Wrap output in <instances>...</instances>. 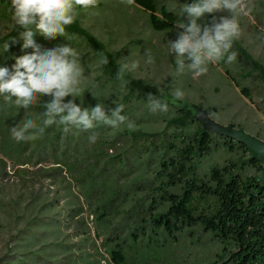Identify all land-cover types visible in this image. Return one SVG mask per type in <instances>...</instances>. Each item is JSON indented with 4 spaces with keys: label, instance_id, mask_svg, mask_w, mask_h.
<instances>
[{
    "label": "trees",
    "instance_id": "trees-1",
    "mask_svg": "<svg viewBox=\"0 0 264 264\" xmlns=\"http://www.w3.org/2000/svg\"><path fill=\"white\" fill-rule=\"evenodd\" d=\"M132 2L147 15L154 32H171L177 28L179 18L168 4L160 0ZM4 17L0 11V19ZM23 30L17 27L11 35L0 37V67L12 70L16 58L33 51L31 48L22 49L23 40L19 33ZM34 38L45 49L71 43L79 52L87 78L82 83L83 93L75 98L78 106L91 109L101 103L110 115L116 104H123L125 107L121 114L130 121L136 120L135 109L130 105L132 100L143 98L137 92L140 84L130 72L122 77L118 74V59L79 21L66 28V37L57 35L49 40L37 33ZM5 43L9 44L7 51H3ZM105 58L107 63L102 62ZM230 78L241 93L253 101L250 91L233 77ZM72 99L71 96L66 97L65 102ZM50 100V96H41L38 104L25 110L0 97V221L7 218L8 226L14 225L9 231L13 229L15 233L12 235L8 231L10 239L15 237L26 243L23 247L29 250L37 242L46 243L52 238L58 241L64 227L61 221L50 219L47 222L46 218L39 217L53 206L52 201L37 203L39 197L32 193L30 204L33 206L29 204L25 208L32 211V216L26 220L25 227L19 229L21 198L11 195L1 197L2 190L12 179L28 185L35 181H49L50 186H58L59 192L72 191L75 182L89 205L95 206L93 212L101 223L108 222L113 207L121 201L126 209L122 213L135 218V229L128 235L133 238L131 246L123 245V238L118 236L107 239L115 264H152L142 257L130 260L127 251L145 240L154 245L161 240L168 242V238L176 241L179 235L194 228L213 235L222 247L227 245L222 249L226 252L218 256L222 261L229 264H264V183L257 181L263 167L259 161L249 160L244 145L205 132L192 111L180 109L166 100L163 102L175 107L178 115L185 116L189 124L197 126L195 133L186 131V127L167 132L130 129L126 125L118 128L101 125L94 129L98 133L96 142L89 143V132H78L74 128L65 132L63 125L43 124L42 115L46 111L43 105ZM144 100L147 102V99ZM208 111L212 117L219 113L216 108ZM25 118L34 119L45 131L34 139L18 142L12 137L10 129ZM144 121L147 120L142 118L138 123ZM164 122L166 128L173 123L166 119ZM257 134L259 137L260 134ZM218 142L230 154L240 152L242 163H234L231 158L224 166H212L202 177L199 162L211 155ZM129 168L132 172L135 169V173L128 176L119 174L122 169ZM249 169H253L255 174H248ZM137 171H144L140 179ZM126 176L134 179L122 192L120 181ZM71 195L80 201V195L70 192ZM74 201L67 214L71 219L84 213V208L77 207ZM33 213H36L35 216ZM33 225H36L34 229ZM33 256L37 264H52L37 253ZM8 264H26V260L16 257ZM57 264L67 263L59 261Z\"/></svg>",
    "mask_w": 264,
    "mask_h": 264
},
{
    "label": "rangeland",
    "instance_id": "rangeland-1",
    "mask_svg": "<svg viewBox=\"0 0 264 264\" xmlns=\"http://www.w3.org/2000/svg\"><path fill=\"white\" fill-rule=\"evenodd\" d=\"M160 2L168 4L177 14L179 25L188 23V16L186 13L181 15V8L186 4L194 3L195 0H160ZM245 3L247 6L244 13L237 16L240 36L233 41L230 50L237 53L236 59L228 63L225 57L224 60L211 63L208 65L207 73L198 77L187 69L177 74L176 54L169 51L168 43L174 42L183 29L177 26L171 32H154L149 26L147 15L133 2L98 0L97 7L81 10L76 21L103 41L118 59L119 64L130 63L133 60L139 61V68L130 72L135 81L140 84L137 88L138 95L143 97L139 101L136 99L131 101L130 106L135 109L134 113L137 117L134 121L135 129L175 132L181 127H186L185 130L191 133L197 131V126L189 124L185 116L178 115L177 109L171 105H168L167 112L150 111L144 99L151 94L161 101L173 103V100H179L198 105L206 110L216 108L219 113L213 118L217 122L222 125L242 126L250 134L258 135L259 133L260 139L264 141V0H245ZM9 5L10 0H0V11L5 16L0 19V37L11 35L15 28H21L15 26L8 11ZM213 17L219 21L222 17L231 18L232 13L225 9L218 10L205 14L197 23L202 28L204 25L210 26ZM146 52L154 57V64L145 63ZM185 63L190 61L185 60ZM100 66L99 63L98 70ZM97 73L99 74V71ZM230 77L250 91L253 101L241 93ZM175 89H181L184 92L183 99L174 97ZM142 118L147 121L138 123ZM164 119L173 121L171 127L166 128ZM241 155L240 152L230 154L218 142V145L213 147L211 155L199 162V174L204 177L212 166H224L231 158L234 163L241 165ZM140 169L145 170L144 167ZM132 171L130 168L122 169L119 174L135 173V169L134 172ZM143 172H136L139 174L138 179ZM247 172L255 174L253 169ZM127 176L120 181L122 192L134 179ZM124 179L128 180L124 181ZM50 184L49 181L42 180L40 183L35 181L28 185L26 182L12 179L11 183L2 190L1 197L11 195L21 198L20 218L17 224L19 229L24 228L26 220L32 216V211L25 210L32 200L30 194L33 193L39 197L37 203L52 201L53 206L48 207L39 217L46 218L47 222H50V219L61 221L64 225L61 238L58 241L52 238L46 243L37 242L34 248L28 250L23 247L26 243L15 237L10 239L8 231L12 224L8 226L9 221L6 218L0 221V263L8 264L12 260L15 261L16 257H21L26 260V264H37L33 256L37 253L39 257L45 258L52 264H57L59 261L67 264H115L108 247L110 241L107 239L118 236L123 238V245L131 246L133 238H129L128 235L135 229V218L122 213L123 209L124 212L126 211L122 207V201L113 207L108 222L101 223L93 212L95 206L89 205V201L85 199L75 182L72 185V191L69 192L67 190L59 192L58 186L54 187ZM66 185L62 187L65 188ZM70 192L80 195V201L74 199L75 195L70 196ZM73 201L77 207L84 208V213L75 219L68 218L67 215ZM35 214L33 213V216ZM35 227L36 225H33V229ZM9 232L12 235L15 233L13 229ZM41 232L45 233V231ZM168 240V242L161 240L158 245L149 243L148 240L138 242L134 249L127 251V255L130 260L142 257L152 264H229L218 258L226 252H222V249L227 245L222 247L213 235L205 233L201 228L186 231L179 235L176 241L171 238ZM62 245L65 246L62 247Z\"/></svg>",
    "mask_w": 264,
    "mask_h": 264
},
{
    "label": "clouds",
    "instance_id": "clouds-1",
    "mask_svg": "<svg viewBox=\"0 0 264 264\" xmlns=\"http://www.w3.org/2000/svg\"><path fill=\"white\" fill-rule=\"evenodd\" d=\"M132 0H128L131 3ZM98 6V0H10L8 8L15 26L24 30L19 33L23 40L22 49H33L30 54L22 55L15 59L12 70L0 67V97L7 102L12 101L18 109L28 110L39 103L41 96H50V102L43 105V124L63 125L64 131L76 129L78 132H89V143H95L98 133L94 131L101 125L118 128L126 125L134 128L135 123L130 121L124 111L123 104L110 110L101 103L91 109H82L75 103V98L80 97L85 76V68L81 63L79 52L71 43L56 46L51 49L42 48L35 40L38 33L49 40L57 35L66 37V28L77 19L81 10ZM245 0H195L190 5L181 8V15L188 16V23L177 25L183 31L178 38L168 43L170 53H175L177 60L176 73L180 74L185 69L194 76L204 75L208 65L224 60L232 63L237 56L230 51L233 41L240 36V26L237 16L244 13ZM228 10L231 18L213 17L210 26L203 28L197 21L205 14L218 10ZM246 14V13H245ZM9 44L5 43L3 51H7ZM145 63H155L154 57L146 52ZM185 60L190 63H185ZM103 63H107L105 58ZM139 61L122 62L119 75L134 72L139 68ZM173 95L176 99H183L184 92L175 89ZM73 97L65 102L66 97ZM14 98V99H13ZM147 107L152 112H167L168 104L149 94ZM12 137L20 142L34 139L37 134H43L44 127H39L34 119L25 118L22 122L10 129Z\"/></svg>",
    "mask_w": 264,
    "mask_h": 264
},
{
    "label": "water",
    "instance_id": "water-1",
    "mask_svg": "<svg viewBox=\"0 0 264 264\" xmlns=\"http://www.w3.org/2000/svg\"><path fill=\"white\" fill-rule=\"evenodd\" d=\"M173 105L180 109L190 110L194 118L198 121L205 132L211 133L219 138L235 140L244 145L249 153L250 161H259L263 167L262 172L258 175L257 181L264 183V141L258 136L248 133L244 128H238L233 124L222 125L217 122L210 112L198 105L173 100Z\"/></svg>",
    "mask_w": 264,
    "mask_h": 264
}]
</instances>
